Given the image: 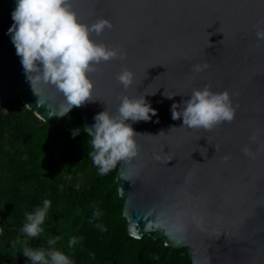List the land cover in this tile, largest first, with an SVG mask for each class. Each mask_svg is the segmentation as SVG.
Here are the masks:
<instances>
[{
    "label": "water",
    "instance_id": "water-1",
    "mask_svg": "<svg viewBox=\"0 0 264 264\" xmlns=\"http://www.w3.org/2000/svg\"><path fill=\"white\" fill-rule=\"evenodd\" d=\"M70 2L81 23L111 21L91 39L123 57L89 73L93 101L73 108L83 131L98 113L115 114L123 96H145L157 110L158 122L128 121L138 155L114 174L127 235L184 248L190 264H264V0ZM16 3L0 0V99L16 96L40 120L57 121L64 97L42 84L33 92L8 33ZM124 69L134 73L127 90L116 79ZM205 86L229 92L232 122L205 130L173 120V103L179 111Z\"/></svg>",
    "mask_w": 264,
    "mask_h": 264
},
{
    "label": "trees",
    "instance_id": "trees-1",
    "mask_svg": "<svg viewBox=\"0 0 264 264\" xmlns=\"http://www.w3.org/2000/svg\"><path fill=\"white\" fill-rule=\"evenodd\" d=\"M82 127L75 109L57 121H42L16 96L0 99V264H32L23 255L25 240L34 249L63 252L72 264H190L184 248L127 235L114 181L117 165L100 174ZM74 129L79 134L73 138ZM71 168L89 171L79 189L67 192L63 175ZM44 200L51 202L44 231L27 237L26 214ZM72 238L77 243L70 247Z\"/></svg>",
    "mask_w": 264,
    "mask_h": 264
},
{
    "label": "clouds",
    "instance_id": "clouds-1",
    "mask_svg": "<svg viewBox=\"0 0 264 264\" xmlns=\"http://www.w3.org/2000/svg\"><path fill=\"white\" fill-rule=\"evenodd\" d=\"M11 15L14 23L8 33L32 90L36 94L34 86L42 84L62 94L64 104L57 114L59 116L93 101L94 83L89 73L96 71L101 63L123 58L118 49L91 39L92 33L99 36L106 29H111V21L100 18L90 26L81 23L72 10L70 0H17ZM257 38L264 40V31H258ZM207 67V64L203 67L195 65L194 70L199 72ZM116 79L127 90L134 82V73L124 69L117 74ZM182 105L178 111L180 106L173 103L171 117L173 120L182 117L183 126L189 128L211 130L221 123L232 122L235 116L229 92H213L209 86L193 90L190 97L182 101ZM154 116H157V110L145 96H123L115 114H110L106 109L94 117L95 123L87 128V134L91 137L94 165L99 168L101 175L107 174L119 162L138 155L139 147L135 139L138 133L128 121L147 122ZM78 134V130L74 129L73 138ZM244 152L249 154L247 148ZM50 206L51 202L44 200L42 208L26 214L27 223L22 232L27 237H38L44 231L42 225ZM58 239L56 237L48 243L55 244ZM76 243V239L72 238L69 246ZM23 255L32 264H72L63 252L34 249L28 246L27 240L23 241Z\"/></svg>",
    "mask_w": 264,
    "mask_h": 264
},
{
    "label": "rangeland",
    "instance_id": "rangeland-1",
    "mask_svg": "<svg viewBox=\"0 0 264 264\" xmlns=\"http://www.w3.org/2000/svg\"><path fill=\"white\" fill-rule=\"evenodd\" d=\"M83 130V127L81 128ZM89 170L84 169L83 171H74L71 168L70 172L64 173L63 182L65 183V190L67 192L73 189H79L81 186V177L85 175Z\"/></svg>",
    "mask_w": 264,
    "mask_h": 264
}]
</instances>
